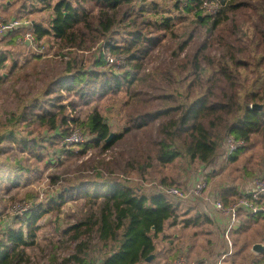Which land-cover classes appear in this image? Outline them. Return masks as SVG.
<instances>
[{
  "label": "trees",
  "instance_id": "obj_1",
  "mask_svg": "<svg viewBox=\"0 0 264 264\" xmlns=\"http://www.w3.org/2000/svg\"><path fill=\"white\" fill-rule=\"evenodd\" d=\"M36 1L52 8L54 18L49 27L33 23L31 31L38 40L51 39L42 42L46 49L52 44L57 53L53 58L35 54L33 61L38 64L32 71L16 74L19 84L28 81L25 89L30 92L5 123L12 127L0 134V145L10 140L18 151L56 171L48 176L49 186L61 192L56 197L50 194L47 204H38L40 196L27 193L24 201L33 207L24 216L12 217L9 225V217L0 216V264H139L156 253V241L168 224L180 222L185 229L199 227L204 221L213 224L206 216L181 217L178 209L182 205L169 201L165 192L172 187L181 189L180 177L190 174L192 179L196 172V180L212 167L206 175L210 183L228 165L238 163L254 140L264 149V0H186L182 9L195 12L209 38L190 48L196 36L191 34L179 53H172L169 61L152 69L145 60L170 33L174 35L172 17L162 16L160 25L147 19L157 6H140L138 0ZM86 2L94 6L88 8ZM205 3H218V12L202 20L200 9ZM181 4L177 0L176 7ZM121 26L135 30L118 40ZM147 26H154L158 36L144 33ZM106 53L126 67L109 64ZM2 55L0 71L7 66ZM18 68L15 63L11 74ZM7 80L0 76V85ZM122 94L124 127L122 132H114L113 120L98 104ZM82 106L92 108L84 117ZM121 122L122 118L118 126ZM22 125L35 126L29 132L31 138L19 136L15 127ZM76 130L87 142L68 145L66 139ZM129 136L136 138L134 146L120 158L112 162L87 159L92 151L101 155L112 151ZM229 137L242 145L215 170L217 160L226 156L223 149ZM9 151L0 146V155ZM261 158L253 167L245 165L235 184L219 187L221 202L227 206L239 202L244 196L239 190L246 181L264 179V154ZM178 161L186 166L177 178L163 175L156 189L167 190L155 194L116 176L118 171L143 176L154 169L162 173ZM4 166L15 167L14 186L22 185L20 175L31 171L21 160ZM80 201V209L63 220L65 206ZM52 214L57 216L58 238L41 240L40 223ZM248 215L232 233L233 239L247 235L252 224L264 221L263 215ZM257 231L262 240L246 241L240 255L264 242V230ZM42 242L48 243L41 246ZM35 249L40 255L31 253ZM258 258L251 263L248 252L243 264H264V254Z\"/></svg>",
  "mask_w": 264,
  "mask_h": 264
},
{
  "label": "rangeland",
  "instance_id": "obj_2",
  "mask_svg": "<svg viewBox=\"0 0 264 264\" xmlns=\"http://www.w3.org/2000/svg\"><path fill=\"white\" fill-rule=\"evenodd\" d=\"M182 4L180 5V8H177L176 3L177 0H138L137 2L140 4H147V6H157L158 8L155 9L153 7V11L149 12L147 14V19L150 20L153 24L156 21H159V25L161 24V17L165 16L172 17L173 18V34L171 33L167 36V33L165 36L166 39L163 40L162 46L153 50L147 59L145 60V65L149 66V68H154L159 63L169 61L172 58V53H179L180 46L183 42L189 40L191 34H195V39L191 43V47H193V44L197 41L203 42L209 38L208 30L206 27H204L197 19L195 12L193 13H187L182 8L186 5L184 2L186 0H180ZM8 2H13V5L8 7ZM85 5L88 8L93 7V3L86 2ZM55 6V3H53L52 7ZM76 6V5H75ZM20 8V10H19ZM208 9V11H207ZM200 11L202 14L200 15V19H204L206 16H214L215 13L218 12V3L209 4L208 7L206 4H204ZM156 12H159L158 15H154ZM135 15L137 16V11H135ZM23 18V19H22ZM54 18V12L52 8H46L44 5L40 4L36 0H0V23L8 20H22L23 29H19L14 35L8 36L2 40H0V55L4 56L7 59V66L5 69L0 71V76L7 77L8 80L5 84L0 85V134L4 132L5 130L11 129L12 126L5 127V123L8 121L9 117H11L13 112L17 111L19 102L24 98L26 100V92L30 90L25 89L27 86H25V83L28 81H24L21 84L19 82H16V74L18 73H29L32 71V68L38 64L35 61H33V56L35 54H43L45 58H53L57 51L56 47L51 49L52 44L48 43L47 49L42 52L39 49L33 48L27 41H26V34L30 30V25L33 24V22L41 23L45 25V27H49L51 25L52 19ZM125 26V25H124ZM121 34L116 35V38L118 40H121L123 37H127L129 32H133V28H127V27H120L119 28ZM144 33H148L149 36L155 37L158 36V32L155 30L154 26H147L144 28ZM161 34H165L164 31ZM42 41L44 42H50L51 39L44 38ZM189 48V49H190ZM49 49V51H47ZM188 49V51H189ZM187 51H185L182 54V57L185 56ZM109 57V54L106 53ZM29 60L30 63L26 64ZM17 63L18 65V72H15L14 75L11 74V69L13 66ZM123 64V63H122ZM40 67V65H39ZM126 67V66H121ZM126 69V68H123ZM32 78V77H31ZM34 79V78H33ZM30 92V91H29ZM28 92V93H29ZM27 93V94H28ZM65 97L68 98L69 95L67 93H64ZM21 97V99H20ZM114 99L119 100L116 102ZM114 99H105L101 101L98 105L99 108L104 112L110 119L113 120L112 122V129L114 132H122V128L124 127V117L122 114L123 111V102H124V96L123 94L120 95L118 98ZM123 100V101H122ZM92 106V105H91ZM115 106V108H114ZM90 107V106H88ZM86 106H82L80 108L81 116H86L89 114L92 108H88ZM121 126H118V122L121 120ZM35 126L29 128L27 126L22 125L21 127H15V130L20 134L19 136L29 137L30 130H33ZM33 136L39 137L38 132H34ZM136 138L129 136L126 139L119 142L112 151L107 152L106 154L101 155L102 153L100 151H92V153L88 156L87 159H98V160H105L106 162H112L115 159L120 158V155L122 153H127L128 151H131V148L134 146ZM39 141H42L41 138H39ZM44 144H48L47 142ZM1 147H5L6 149H9L10 151L6 154L0 155V216L2 215V218L4 216L9 217L7 219L6 225L11 224L12 217L16 216H24L27 211H29L33 205L25 203L24 200H26V194L27 193H34L35 195H39L40 199L38 200L39 203L47 204L48 200H50V194H53L54 197L61 192V190L53 191L51 187L49 186L48 176L50 174L55 173L56 171H53L52 169L48 168L44 163H38L35 159L31 157L29 154H23L21 153L19 148L14 146L13 143L9 140L5 141ZM224 150V149H223ZM264 154L263 147L254 140V144L249 147V150L244 153L240 157V161L236 164L228 165L226 170H224L219 177L214 178L210 183H208V189L204 193V195L200 198H197L195 200L188 199L185 203H181L182 205L180 209H178L179 214L181 217L185 218H197L199 216L201 217H212L218 216L213 211L212 204L216 201H220L219 199V192L222 190L219 188L221 185H226L225 183H236L238 179L243 176V167L245 165H248L250 167H253L255 163L262 160V155ZM53 158H56V155L52 154ZM10 158V159H9ZM23 158V159H22ZM28 158V159H27ZM85 159V160H87ZM23 161L26 165H29L31 167V171L28 173H22L20 175L23 176L22 185L14 186L15 182V176L17 175L14 172L15 167H6L4 166L5 162L12 163L14 161ZM222 159L219 158L217 162L214 164L215 170H220L222 167H220L219 162H221ZM186 166V162L178 161L172 166H169L167 169H165L162 173H158V169H154L150 171L145 176L140 175L138 173H128V174H122L120 171H118L119 178H122L123 180H126L128 182H131V184L135 187H142L144 191L147 193H153L156 192H163L166 189H156V184H159V181H161V178H163V175L169 176L170 178H177V175L180 174V171H182V167ZM197 167V166H196ZM220 167V168H219ZM214 170V169H213ZM190 178V174H186L185 178H179L180 188L185 192L188 193L191 189V185L194 182L193 177L197 176V173H192ZM196 175V176H195ZM168 177V178H169ZM22 178V177H21ZM29 179V180H28ZM28 180V181H27ZM253 179H249L246 181V184L251 183ZM27 184V185H26ZM179 187V186H178ZM222 187V186H221ZM220 189V191H219ZM24 201V202H22ZM221 202V201H220ZM81 204H83V201H80L79 203L76 202H70L65 206L63 209V215L61 216L63 220H65L69 215L74 214L77 212ZM243 218V217H242ZM187 220V219H186ZM57 221L56 214L49 215L46 219H44L40 224L42 225V230L39 233V237L41 240H44L45 238H55L57 239L58 236L55 235V229L56 226L55 223ZM219 221V220H218ZM221 221H224V219L221 218ZM13 226V225H12ZM184 226V224H183ZM181 227L180 229L177 228L175 230H172V234L178 235L179 239H177L176 246L179 244H187L188 247L195 244L193 246L194 250L193 254H199L203 251V249L207 246L206 241L209 239H212L213 236H209V232L211 230L213 232H217L218 229H221V225L217 224H207L205 221L203 224L199 227H192L185 229L184 227ZM264 221H260L258 224H252V228L250 232L247 235L244 236H234V242L236 244V251L240 250L241 246L248 241L252 240L255 242H258L262 240V236H260L259 232L257 230L262 231L264 230ZM239 239V240H238ZM48 242H42L41 246H46ZM212 245V243L210 244ZM187 247V248H188ZM186 248V249H187ZM222 245L219 246V250L214 249L213 251L210 249L206 250L207 252H202L201 256H193L191 259H186L188 263L192 262H198L199 260H202L200 258H208L207 255H209V260L211 262H215L218 260V253L221 250ZM251 250V248H250ZM32 254L40 255L39 251L35 249L31 252ZM248 254V253H246ZM246 254L239 257L238 262L240 264L246 263L244 261V258L246 257ZM206 260V259H203ZM43 264V261H41Z\"/></svg>",
  "mask_w": 264,
  "mask_h": 264
},
{
  "label": "built area",
  "instance_id": "obj_3",
  "mask_svg": "<svg viewBox=\"0 0 264 264\" xmlns=\"http://www.w3.org/2000/svg\"><path fill=\"white\" fill-rule=\"evenodd\" d=\"M208 7V3H205ZM213 4V3H211ZM208 11V9H207ZM216 14V13H215ZM22 20H8L0 23V40L14 35L19 29H23ZM32 24L30 25V27ZM26 41L35 49H39L40 51L45 50V46L41 40L33 34L30 30L26 34ZM109 54V53H108ZM108 62L111 65L125 66L123 61L117 60L109 54L107 56ZM123 63V64H122ZM87 142L86 137L79 131H74L67 139L66 143L68 145H82ZM241 143L235 141L233 138H227L224 146V152L226 156H223L222 161H226L227 157L234 154L241 147ZM221 161V162H222ZM213 168L207 169L203 172L202 175H198L197 179L194 180L191 185V189L188 193H185L183 190L172 187L165 192L166 198L180 205L181 203H187L188 199L195 200L204 195L206 190L208 189V182L206 180V175L211 172ZM213 211L216 212L222 219H224L225 228H224V239L226 241V245L228 247L227 255H223L222 258L218 261L217 264H223L224 259L232 253L233 249V240L232 233L239 229L240 226V215L242 213H248L252 216L263 215L264 216V179L257 178L253 181L252 189L249 192L245 193L243 198L231 205H226L223 202L216 201L212 204ZM171 264H210L207 260H199L198 262L188 263L185 257L180 256Z\"/></svg>",
  "mask_w": 264,
  "mask_h": 264
},
{
  "label": "crops",
  "instance_id": "obj_4",
  "mask_svg": "<svg viewBox=\"0 0 264 264\" xmlns=\"http://www.w3.org/2000/svg\"><path fill=\"white\" fill-rule=\"evenodd\" d=\"M7 5L9 7V6L13 5V2H8ZM19 10H20V8H19ZM251 185H252L251 183L243 185L242 188L239 190V192L241 194H245V193L249 192L250 189H251ZM215 214H216V212H215ZM245 214L247 216H249L247 213H242L241 216L243 215V218L241 220V216H240V223H241V221H244L243 219H244ZM216 215H218V214H216ZM213 217H214V219L212 217H208V218H210L213 221L214 224H217V225L220 224L221 225V229H218L217 232H213L211 230V232L208 233L209 236H213V237H212V239H209V240L206 241L207 246L203 249L202 252H207L206 250H209V249H210V252H211V250L213 251L216 248H217V250H219V246L222 245L221 250L217 254L218 255V260H216L215 262H211L210 261V264H217L218 261L220 260V258H222L223 255H225V254L227 255L228 247H227L226 241L224 239V228H225V223L224 222L225 221H221V217L219 215L218 216H213ZM182 226H183V223H180V222H179V225H176V226H172L171 223L168 224L167 227H166L164 235H162L156 241V243H157V251L153 255L154 258L151 261H149V262L146 259V260L140 262L139 264H171L172 262H174L180 256H183L186 259H191V260H192L193 256H201L202 252L197 254V255L193 254L194 251L196 253V250H194V248H193V246L195 244H193V245L188 247V243L187 244H180V245L178 244L177 246L174 243V242L177 241V239H179V236L175 235V234H172L171 231L175 230L177 228L180 229ZM237 230L235 231V233L237 232ZM237 236H243V235L242 234H238ZM231 237H232V240H233L232 253L230 255L228 254V256L224 259L223 264H240L238 262V259L242 255H240V251L239 250L236 251V244L234 242L233 235ZM210 241H213L212 245H210V243H211ZM256 244H261V245L264 246V242L255 243L254 246ZM254 246L251 248V250H250V248H249V250L248 249L245 250L246 253L249 252L250 262L251 263L255 262L256 261L255 259H259L258 257H260V256H262L264 254V251L262 253L255 252L254 249H253ZM236 254H237V256H236V258L234 257L235 259L233 260L232 256H235ZM207 257L208 258H200V259L209 260L210 259L209 255H207Z\"/></svg>",
  "mask_w": 264,
  "mask_h": 264
},
{
  "label": "water",
  "instance_id": "obj_5",
  "mask_svg": "<svg viewBox=\"0 0 264 264\" xmlns=\"http://www.w3.org/2000/svg\"><path fill=\"white\" fill-rule=\"evenodd\" d=\"M253 108H260V106H254ZM112 138V137H111ZM111 138H109V140L108 141H110V139ZM254 251L255 252H258V253H262L263 251H264V246L263 245H261V244H256L255 246H254ZM154 258V256H150L149 258H147V261L149 262V261H151L152 259Z\"/></svg>",
  "mask_w": 264,
  "mask_h": 264
}]
</instances>
